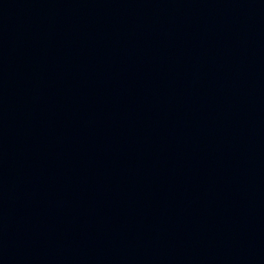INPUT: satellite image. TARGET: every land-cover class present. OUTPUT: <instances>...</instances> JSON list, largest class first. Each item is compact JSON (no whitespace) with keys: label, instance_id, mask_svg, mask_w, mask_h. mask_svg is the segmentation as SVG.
<instances>
[{"label":"water","instance_id":"1","mask_svg":"<svg viewBox=\"0 0 264 264\" xmlns=\"http://www.w3.org/2000/svg\"><path fill=\"white\" fill-rule=\"evenodd\" d=\"M0 264H264V0H0Z\"/></svg>","mask_w":264,"mask_h":264}]
</instances>
